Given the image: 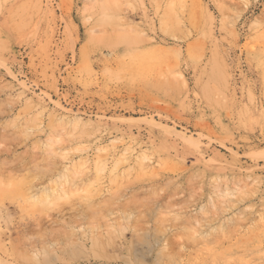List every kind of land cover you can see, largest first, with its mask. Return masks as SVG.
I'll return each instance as SVG.
<instances>
[{"label":"rangeland","instance_id":"obj_1","mask_svg":"<svg viewBox=\"0 0 264 264\" xmlns=\"http://www.w3.org/2000/svg\"><path fill=\"white\" fill-rule=\"evenodd\" d=\"M0 180V264H264V0H0Z\"/></svg>","mask_w":264,"mask_h":264},{"label":"bare ground","instance_id":"obj_2","mask_svg":"<svg viewBox=\"0 0 264 264\" xmlns=\"http://www.w3.org/2000/svg\"><path fill=\"white\" fill-rule=\"evenodd\" d=\"M1 181V180H0ZM165 211V210H164ZM165 213V212H164ZM144 214V213H143ZM163 216V215H162ZM174 220V219H173ZM193 235V234H192ZM242 261V260H241ZM248 263V262H247Z\"/></svg>","mask_w":264,"mask_h":264}]
</instances>
